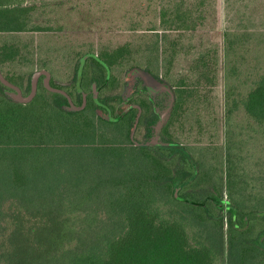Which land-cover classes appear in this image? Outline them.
<instances>
[{"label":"trees","instance_id":"16d2710c","mask_svg":"<svg viewBox=\"0 0 264 264\" xmlns=\"http://www.w3.org/2000/svg\"><path fill=\"white\" fill-rule=\"evenodd\" d=\"M16 9L0 0V30L26 27ZM190 15L189 9L184 20ZM162 17L164 22L171 17L167 8ZM156 33L166 52L168 32ZM125 50L103 52V62L88 58L82 87L92 95L79 110L67 109L68 97L41 80L31 101L15 100L0 79V264H218L226 211L228 264H264V185L253 187L245 202L236 196L243 193L229 165L231 202L216 185L184 195L178 189L204 181L195 156L172 141L137 144L131 134L135 109L117 111L113 97L102 95ZM0 53L5 61L18 51L4 45ZM89 83L96 85L102 104ZM181 83L175 110L185 100ZM65 90L77 105L83 103L77 84L75 94ZM241 103L264 133V75Z\"/></svg>","mask_w":264,"mask_h":264},{"label":"rangeland","instance_id":"374dc122","mask_svg":"<svg viewBox=\"0 0 264 264\" xmlns=\"http://www.w3.org/2000/svg\"><path fill=\"white\" fill-rule=\"evenodd\" d=\"M9 1L27 25L0 30V48L13 45L18 51L15 59L5 61L0 53V69L24 95L31 91L29 80L41 69L50 72L51 81L75 94L86 54L99 56L125 47L124 57L112 67V81L102 95L117 101L123 98L122 107L129 108V98L137 88L147 87L144 95H151L153 104L143 102L135 108L136 122L131 127L134 142L152 146L172 141L186 146L195 156L198 173L202 170L197 176L204 181L178 191L184 195L208 192L216 185L231 202L229 165L238 179L236 188L243 193L236 190L238 198L241 195L247 202L253 187L263 189V125L249 116L241 102L264 75V0ZM164 8L171 15L166 22ZM177 8L179 16L173 14ZM189 9L191 15L184 20ZM156 32H168L166 52L162 39L156 43ZM179 83L186 88L185 100L175 110ZM93 85L89 83L88 90ZM4 91L15 99L12 89L4 87ZM91 93H87V103ZM232 100L240 103L234 106ZM152 106L159 120L148 126L151 116L145 111L152 114ZM96 112L111 119L101 108ZM139 114L144 115L143 121H139ZM228 215L226 211L223 258L218 264L229 262Z\"/></svg>","mask_w":264,"mask_h":264},{"label":"water","instance_id":"95a60500","mask_svg":"<svg viewBox=\"0 0 264 264\" xmlns=\"http://www.w3.org/2000/svg\"><path fill=\"white\" fill-rule=\"evenodd\" d=\"M90 56L96 57L97 59H99V60H101L103 62V60L98 55H96L94 53H88V54H86L83 57L82 62H81L80 67H79L78 79H77L78 89L80 91H82L83 94H84V100H83V103L81 105H77L73 101L71 95L65 89L60 88L58 86H54L51 83V74H50V72L48 70H45V69L38 70V71H36L34 73L33 78H32V88H31V91H30V93L28 95H24L23 94L22 89L20 88L19 85L15 84V83L11 82L9 79H7L3 75L1 69H0V79L6 85H8L9 87H11V88L16 90V94H15V99L16 100L21 101V102H29L36 96L37 91H38V86H39V80H40L41 76L44 75V77H43L44 85L51 91L60 92V93L65 94L68 97L69 102H70L69 107L72 108V109H75V110H79V109L84 108L86 103H87V93L84 91V89L82 87V79H83L84 67H85L87 58L90 57ZM93 92H94L95 99L99 103H101V101H99V98H98V90H97V87H96L95 84L93 85ZM261 214H264V213H261Z\"/></svg>","mask_w":264,"mask_h":264},{"label":"flooded vegetation","instance_id":"af4514ba","mask_svg":"<svg viewBox=\"0 0 264 264\" xmlns=\"http://www.w3.org/2000/svg\"><path fill=\"white\" fill-rule=\"evenodd\" d=\"M42 77V76H41ZM40 80H41V78H40ZM39 80V81H40ZM142 83V82H141ZM140 85H142V84H139V86ZM10 89H12V91H14L15 93H16V90L15 89H13V88H10ZM144 90H147V87L146 86H144V85H142L141 86V88L139 87V88H137V90L135 91V93L131 96V98H129L130 99V106H129V108H125L124 106L122 107V103H123V101H125L123 98H121V100L119 101H117V99H115L114 97H113V99H112V102L114 103V106H115V108L118 110V109H123V110H126V111H129V110H131V109H135V108H137V107H142L143 106V102L145 103V104H147V105H149V106H151V104H153V102H152V98H151V95H144ZM87 93V92H86ZM144 96V97H143ZM114 100H116V101H114ZM105 105V104H104ZM154 106H155V104H154ZM153 107V106H152ZM105 108H106V106H105ZM105 111V110H104ZM141 111H142V109H141ZM142 113V112H141ZM150 113H152V114H149V113H147L146 111H145V114L146 115H149V116H151V117H149L148 118V120H153L152 122H148L149 124H148V126H152V125H154L155 123H157V121L159 120V117L157 118V119H155V117H156V115H159V113L157 112V110L155 109V107H153V111L152 112H150ZM155 119V120H154Z\"/></svg>","mask_w":264,"mask_h":264}]
</instances>
